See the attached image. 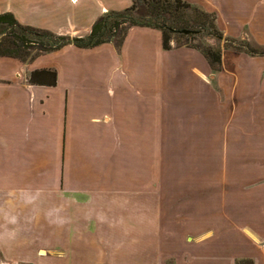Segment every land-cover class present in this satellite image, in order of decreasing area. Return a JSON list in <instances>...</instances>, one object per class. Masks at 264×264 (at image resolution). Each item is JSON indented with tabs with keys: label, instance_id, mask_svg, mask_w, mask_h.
Returning <instances> with one entry per match:
<instances>
[{
	"label": "crops",
	"instance_id": "crops-1",
	"mask_svg": "<svg viewBox=\"0 0 264 264\" xmlns=\"http://www.w3.org/2000/svg\"><path fill=\"white\" fill-rule=\"evenodd\" d=\"M264 47V0H184ZM131 0H0L87 35ZM54 83H32L36 69ZM0 252L32 264H264V55L218 69L161 30L0 56Z\"/></svg>",
	"mask_w": 264,
	"mask_h": 264
},
{
	"label": "trees",
	"instance_id": "trees-1",
	"mask_svg": "<svg viewBox=\"0 0 264 264\" xmlns=\"http://www.w3.org/2000/svg\"><path fill=\"white\" fill-rule=\"evenodd\" d=\"M134 25L150 26L161 30L162 45L191 46L197 48L206 57L212 68L218 69L221 61L220 47L203 45L197 38L224 35L215 25L212 13L192 5L184 0H131L122 10H110L100 15L91 25L85 36L71 37L58 34L42 27L20 23L11 12L0 13V56L8 55L21 60L34 57L61 48L67 44L79 47H91L105 41H114L117 45L123 40L127 30ZM190 30L189 33L182 32ZM230 46L251 55H264V47H255L244 40L225 37ZM32 83H54L55 71L49 68L36 69L30 73ZM236 264H252L243 259Z\"/></svg>",
	"mask_w": 264,
	"mask_h": 264
},
{
	"label": "rangeland",
	"instance_id": "rangeland-1",
	"mask_svg": "<svg viewBox=\"0 0 264 264\" xmlns=\"http://www.w3.org/2000/svg\"><path fill=\"white\" fill-rule=\"evenodd\" d=\"M68 35H70L71 37L78 36L77 34H68ZM225 37L226 36H223L222 38L217 39L215 36H209L208 37V36L203 35L202 37L197 38L195 40V43L201 42L203 45H213V46L218 45L221 49V54L223 53V51L235 50V48L230 46V44H229L230 42L228 40H226ZM244 42H248V41H244ZM250 45H253V44L250 43ZM11 262H12L11 259H7V258L3 257L2 253L0 252V264H12ZM16 264H32V263L26 262V261H18V263H16Z\"/></svg>",
	"mask_w": 264,
	"mask_h": 264
},
{
	"label": "water",
	"instance_id": "water-1",
	"mask_svg": "<svg viewBox=\"0 0 264 264\" xmlns=\"http://www.w3.org/2000/svg\"><path fill=\"white\" fill-rule=\"evenodd\" d=\"M182 32H184V33H189V32H190V30H188V29H185V30H183Z\"/></svg>",
	"mask_w": 264,
	"mask_h": 264
}]
</instances>
